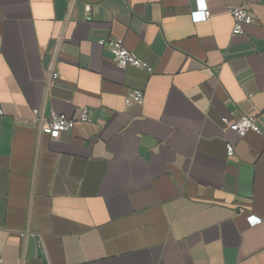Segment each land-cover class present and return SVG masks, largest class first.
<instances>
[{
  "label": "crops",
  "instance_id": "0c3cea01",
  "mask_svg": "<svg viewBox=\"0 0 264 264\" xmlns=\"http://www.w3.org/2000/svg\"><path fill=\"white\" fill-rule=\"evenodd\" d=\"M203 1L194 23L197 0H0L2 264H264V0ZM80 108L57 140L21 123ZM240 116L260 133L221 123Z\"/></svg>",
  "mask_w": 264,
  "mask_h": 264
},
{
  "label": "built area",
  "instance_id": "2783aa9c",
  "mask_svg": "<svg viewBox=\"0 0 264 264\" xmlns=\"http://www.w3.org/2000/svg\"><path fill=\"white\" fill-rule=\"evenodd\" d=\"M74 1V0H73ZM229 14L233 20L232 34L240 35L243 33L244 26L250 25L253 22L251 14L248 10L238 7L229 9ZM191 20L194 23L204 22L209 19L210 13L203 0H197V8L190 14ZM98 44L108 50L111 55L113 64L119 69L128 67L143 70L149 74L152 69L146 63L141 61L135 54L128 51L124 46L123 39L120 38H106L98 41ZM58 75L53 71L52 67L47 70V85L56 81ZM144 93L140 90L129 91L124 98V105L127 109L139 107L143 104ZM3 111L0 109V116ZM90 113L86 108L78 109L74 117H66L62 114L52 113L48 120H42L41 116L34 114V118L30 121H22L21 123L27 127H37L39 133L46 135L50 140H57L64 133L70 132L76 123H90ZM221 123L227 125L228 128L234 132L240 139L244 138L249 133H260V127L256 117L240 116L234 121L230 122L228 118H221ZM234 154V147L230 144L226 145V155L231 157ZM254 220L253 226L258 225L261 220L250 217ZM23 239L28 237L39 238L30 230H25L20 233ZM0 264L2 260L0 259Z\"/></svg>",
  "mask_w": 264,
  "mask_h": 264
},
{
  "label": "water",
  "instance_id": "95a60500",
  "mask_svg": "<svg viewBox=\"0 0 264 264\" xmlns=\"http://www.w3.org/2000/svg\"><path fill=\"white\" fill-rule=\"evenodd\" d=\"M37 256H38L39 258H41V260L43 261V264H46V263H45V260H44V256H43V254H42V252H41L40 250L37 251Z\"/></svg>",
  "mask_w": 264,
  "mask_h": 264
}]
</instances>
